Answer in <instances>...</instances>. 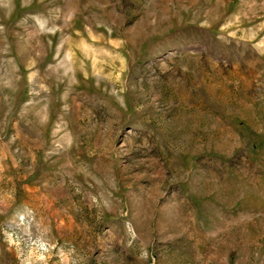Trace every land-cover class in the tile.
<instances>
[{"label":"rangeland","instance_id":"obj_1","mask_svg":"<svg viewBox=\"0 0 264 264\" xmlns=\"http://www.w3.org/2000/svg\"><path fill=\"white\" fill-rule=\"evenodd\" d=\"M0 264H264V0H0Z\"/></svg>","mask_w":264,"mask_h":264}]
</instances>
